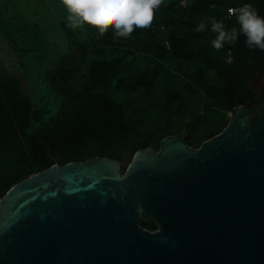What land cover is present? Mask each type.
I'll use <instances>...</instances> for the list:
<instances>
[{"label": "trees", "instance_id": "trees-1", "mask_svg": "<svg viewBox=\"0 0 264 264\" xmlns=\"http://www.w3.org/2000/svg\"><path fill=\"white\" fill-rule=\"evenodd\" d=\"M180 1L163 0L151 25L129 37L114 38L111 24L104 32L88 22L66 28L60 53L47 51L37 26L20 36L6 31L5 50L21 60L13 72L0 60V198L55 163L130 160L137 150H158L170 135L198 148L226 127L227 113L256 95L251 71L264 74V50L246 47L243 34L217 50L216 33L195 27L213 16L239 28L227 9L251 3L264 16V0Z\"/></svg>", "mask_w": 264, "mask_h": 264}, {"label": "water", "instance_id": "water-1", "mask_svg": "<svg viewBox=\"0 0 264 264\" xmlns=\"http://www.w3.org/2000/svg\"><path fill=\"white\" fill-rule=\"evenodd\" d=\"M0 264H264V79L198 148L170 135L124 168L94 156L11 186Z\"/></svg>", "mask_w": 264, "mask_h": 264}, {"label": "clouds", "instance_id": "clouds-1", "mask_svg": "<svg viewBox=\"0 0 264 264\" xmlns=\"http://www.w3.org/2000/svg\"><path fill=\"white\" fill-rule=\"evenodd\" d=\"M162 3L163 0H62L68 13L67 26L73 31L88 22L104 32L111 24L114 38L129 37L134 29L149 27ZM229 12L235 15L239 28L228 29L222 20L209 16L196 25L195 31L203 32L210 27L216 33L211 45L217 50L225 42L234 43L241 34L245 36L246 47L264 50V16L259 15L251 3L230 8Z\"/></svg>", "mask_w": 264, "mask_h": 264}, {"label": "rangeland", "instance_id": "rangeland-1", "mask_svg": "<svg viewBox=\"0 0 264 264\" xmlns=\"http://www.w3.org/2000/svg\"><path fill=\"white\" fill-rule=\"evenodd\" d=\"M67 15L68 13L62 4V0H0V30H2V32L0 31V60L4 63L5 67L13 72L11 66L15 67V62L20 63L21 60L18 55L10 54L5 50L6 36H8L6 31L10 32L14 30L15 36H20V31L25 26L27 28L37 26L47 51L50 54L60 53L67 49L68 40L65 29L67 28L71 32H74L67 26ZM11 59H13V64H9ZM22 60L23 64H28V68L34 65V62L29 60L28 56L27 58L23 56ZM251 72V85L257 90L264 79V74L255 69ZM226 116L228 118L229 113ZM128 161V158L120 161L122 168L126 166Z\"/></svg>", "mask_w": 264, "mask_h": 264}, {"label": "built area", "instance_id": "built-area-1", "mask_svg": "<svg viewBox=\"0 0 264 264\" xmlns=\"http://www.w3.org/2000/svg\"><path fill=\"white\" fill-rule=\"evenodd\" d=\"M180 3H181L182 5H185L184 0H181ZM229 9H230V8L227 9V13H228V16L231 17L233 14L229 12Z\"/></svg>", "mask_w": 264, "mask_h": 264}]
</instances>
